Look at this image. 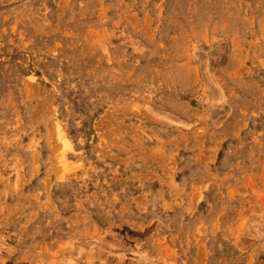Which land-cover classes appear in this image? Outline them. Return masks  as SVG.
Returning <instances> with one entry per match:
<instances>
[{
	"label": "rangeland",
	"instance_id": "1",
	"mask_svg": "<svg viewBox=\"0 0 264 264\" xmlns=\"http://www.w3.org/2000/svg\"><path fill=\"white\" fill-rule=\"evenodd\" d=\"M0 264H264V0H0Z\"/></svg>",
	"mask_w": 264,
	"mask_h": 264
}]
</instances>
